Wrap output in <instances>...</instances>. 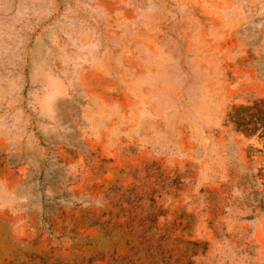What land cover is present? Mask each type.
<instances>
[{
	"label": "rangeland",
	"instance_id": "obj_1",
	"mask_svg": "<svg viewBox=\"0 0 264 264\" xmlns=\"http://www.w3.org/2000/svg\"><path fill=\"white\" fill-rule=\"evenodd\" d=\"M0 264H264V0H0Z\"/></svg>",
	"mask_w": 264,
	"mask_h": 264
},
{
	"label": "trees",
	"instance_id": "obj_2",
	"mask_svg": "<svg viewBox=\"0 0 264 264\" xmlns=\"http://www.w3.org/2000/svg\"><path fill=\"white\" fill-rule=\"evenodd\" d=\"M152 220H153V222H154V218H153ZM113 224H115V223H111V224H110V226H109V230H108L107 232H109L110 229L114 228V227H113ZM144 240H146V239H144ZM112 253H113V251L111 252V254H112ZM111 256H113V254H112Z\"/></svg>",
	"mask_w": 264,
	"mask_h": 264
}]
</instances>
